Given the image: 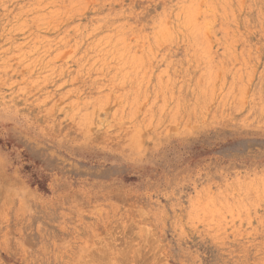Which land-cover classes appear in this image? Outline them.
Returning <instances> with one entry per match:
<instances>
[{
    "label": "rangeland",
    "instance_id": "1",
    "mask_svg": "<svg viewBox=\"0 0 264 264\" xmlns=\"http://www.w3.org/2000/svg\"><path fill=\"white\" fill-rule=\"evenodd\" d=\"M0 264H264V0H0Z\"/></svg>",
    "mask_w": 264,
    "mask_h": 264
},
{
    "label": "bare ground",
    "instance_id": "2",
    "mask_svg": "<svg viewBox=\"0 0 264 264\" xmlns=\"http://www.w3.org/2000/svg\"><path fill=\"white\" fill-rule=\"evenodd\" d=\"M95 253V252H94ZM97 253V252H96ZM106 254V253H105ZM103 259V258H102Z\"/></svg>",
    "mask_w": 264,
    "mask_h": 264
}]
</instances>
